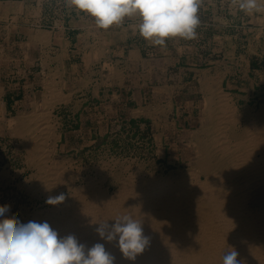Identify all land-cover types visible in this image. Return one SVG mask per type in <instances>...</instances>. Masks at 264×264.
Listing matches in <instances>:
<instances>
[{
    "label": "rangeland",
    "instance_id": "obj_1",
    "mask_svg": "<svg viewBox=\"0 0 264 264\" xmlns=\"http://www.w3.org/2000/svg\"><path fill=\"white\" fill-rule=\"evenodd\" d=\"M22 2H24L23 17L18 18L16 23L18 24V26L27 25L35 29L34 32L35 35L40 39L44 37L43 33L45 31H43V29H47L48 27L51 26L50 21H52V17L55 15L58 17L60 16L59 18L63 19L65 14L68 13V9H69V7H66L64 0H0V27L8 23L9 21V18L7 16L8 12L11 11L13 13L15 12L19 13L21 11ZM212 3H215V5L213 6ZM39 11L43 13L42 14L43 20L39 19L38 21H36L34 19ZM248 15L250 16V14H246L244 11L240 10L238 5H234L233 0H201L200 8L198 10V17L200 20V24L196 29V33L199 39L201 40V41L199 40V45L202 47L205 54L211 51L212 47H214L213 45L216 46L218 44L222 47V49L226 47L227 50L230 47V42L227 40V38H225L224 40H216L217 43L216 41L214 42L212 40V32H214L213 28L215 30H217L218 28L210 26L209 24H212L213 21L215 23H219L221 37L228 36L231 33L232 34L237 33L238 36H243L244 32L241 25L242 22L249 20ZM261 15L262 12H254V19L261 17ZM135 19L138 18L126 17L123 20L122 24L124 25L130 24ZM259 21L261 20L257 19V22ZM228 23L234 24L232 30L228 27L229 26ZM256 27L261 28L259 24ZM3 33L4 31L1 30L0 41L2 39ZM261 35L264 36V27L262 29ZM115 39H117V37H113V40ZM24 40L25 39H23L20 36L17 37L15 40H13V42H10V51H11L10 56L12 58L17 59V51H20L21 47L24 48V46H22L23 43H21V41L24 42ZM242 44L243 43L239 42V39H237L236 42L232 43V45L236 46L237 52H240ZM51 50L52 49L47 46L43 52L42 51L40 52L41 57L44 58V56H46L45 58L48 61L49 60L52 61V58H50V55H53L50 52ZM38 52L39 51H37L36 49L30 51L29 48V56L25 57V59L30 62L28 64L29 70L32 71L34 70V72L38 71L39 69L37 70L35 69L36 65L32 67L31 62L33 58H37V56L39 55ZM47 53L49 54L47 55ZM224 60H228V58ZM248 60L250 66L253 69H260L263 70V72L256 73L255 71H252L250 74L249 73L245 74L243 73V70L240 69V71H238L237 74L231 75L232 77L230 78L231 81L229 83L227 82L223 83V87L225 89H228L229 84L231 85L236 84L238 88L244 89L242 90V92H240V97L238 98L237 102L236 103L232 102V104L235 107L234 108L235 118L234 116L229 117V115L231 114L227 113L229 119L226 117V113L225 114L222 113L219 107L217 108V104H216L217 101L216 102L205 101L204 103H199L194 108V111L192 112L193 113L192 119L187 118L186 121H183L184 118L183 116H185L186 118L188 113L187 109L184 112V114L176 116L169 112V108H166L165 110L164 106L161 107V109H159L155 115L153 113L146 112L145 114L136 117L135 120L128 121L125 118L116 116L115 113L112 112L113 107L111 108V111L105 112L107 107H105V104H101L102 101H100V98H98L102 96L101 92H99L98 95L93 94L91 90H87L88 88L84 86L85 84L83 81L79 82L78 79L77 80L73 79L68 75V72H65L64 81L61 78L62 82L61 81L54 82L52 80L51 81L49 80L45 83L44 88H41L40 85H37L39 89L35 93V97L37 98V100H40L39 107H34V110H29V111L26 110L25 112L19 113L17 115L15 114L12 115L11 117L12 120H10L6 124L0 123V200H1L0 206H3L5 204L10 205V212L6 213L7 214L6 216H13L14 214L16 218L18 217L17 220L21 224H23L24 221L26 220L29 221L33 220L34 218L33 216L35 215L36 211L41 210L42 212H44L52 207V205H49L47 203L46 205L44 204L49 197H55L57 195L63 194L65 196V199L67 198L68 203L75 202L73 199L77 201V195H73L74 191L70 186L72 182H75V184L78 185L83 184V186L81 185L80 187V189L83 190L85 184L91 181V179L96 180L97 178L98 179L100 178L102 179V183L104 184V186L110 185L109 190L111 191L113 190V188L118 187L122 183V181H127V179L131 175L138 174L145 176L146 175L155 176L157 174L156 176L163 177L166 175L168 176L171 173L174 174L173 176H175L176 174L178 175L181 170L182 171L190 170L192 169L193 166L194 168H196L194 170L199 171L198 166L199 165L201 166L202 164L201 162L205 163L209 159L215 161L218 160L219 162H221L222 160L223 162L229 161L231 163L232 161H234L235 158L233 157V154L232 156L227 155L230 153L224 155L223 152L217 150L216 147L217 144L219 145L221 143L223 145V143L227 141V143H229V147L233 146V143L237 139H239L238 137L243 136L244 138H246L249 135V133H252V126L255 125L254 116L257 117L256 115H259L262 116V118H264V110L263 111L260 110L261 108H264L263 105L264 58L262 59L258 57H251ZM16 68L17 67L14 65L11 66V69L16 70ZM162 83H163V79L162 80H159L157 78L154 79L151 75H149V82L147 86H144V90L142 91L143 97L148 101L150 98H152L151 94L153 93V91L151 87L160 86ZM50 84L53 86V87L51 86L52 88H50ZM72 84H76V89H78L75 91L74 97L70 98L67 95L61 94V90L59 89L60 85L70 86ZM82 85L83 88L79 89V86ZM180 88L182 87H179V89ZM184 88L187 89L188 87H184ZM185 89L183 90L184 93L186 92ZM247 89L249 90L253 89L254 91L252 92V95L249 98L250 99L249 103L245 100V94ZM43 92H47L46 93L47 95H45V93ZM55 92H57V94H55ZM53 96H56L57 98H53ZM157 97H160V94H158ZM92 99H98V100H92ZM75 100L77 103L83 101V106L85 107L84 109L82 108V111H79L81 109L79 108L78 113L76 114L70 115L68 112H65L62 108L59 107L56 108L55 110H53L52 108L54 107L55 103L61 101L73 102ZM48 101H51L49 103L51 107L48 112L50 114H48L47 116L48 120H46L48 125L51 127V133L49 134L46 133L45 129L40 127L41 125L39 123L41 121H38V117L36 118L34 114V111H36L38 108L40 109L44 105V102H48ZM96 105L98 106V109L96 110L87 109L89 108V106L93 108ZM186 108L189 109L190 107L186 106ZM210 109L211 111L214 112H210V114H208L209 113L208 111H210ZM215 112L219 114H216ZM244 113H246V115ZM213 114L216 115V116L214 115V119H213ZM59 116L62 118L60 119ZM27 117L30 118L28 119ZM174 120L176 123H174ZM215 122H217L218 124ZM219 123L221 124L219 125ZM199 125L201 126L203 125V128H199L198 127ZM205 125L207 127H205ZM226 125L228 126V128L232 126L231 127L232 129L231 128L230 130L226 129L227 128ZM241 128H243L244 130ZM25 130H26L25 134L27 136L23 132ZM211 133L214 135H212ZM263 136H264V131L262 132L263 146H261L260 149H258V151L253 150L254 148L256 149V147L251 149L252 152L253 151L255 152L256 157L260 156L259 154H261V151L264 152V150H262L264 149ZM28 137H30L31 140ZM40 137L41 139L42 138L44 139L45 137L46 138L43 141V139L39 140ZM232 137H234L233 139H236L233 142H232L233 140ZM24 138H26V141ZM216 138L219 140V141L217 140L218 141L217 144H215ZM39 144L40 145L42 144L43 147H40ZM213 145L215 146L213 147ZM246 149H247L246 147H243L242 151L245 153L247 152ZM39 151L40 152L44 151V153L41 154L42 157L41 159L43 160L45 158V161L44 160L41 161V159L39 160L38 157ZM46 151L47 152L49 151V153H47ZM230 151L232 150L229 149V152ZM214 154L216 156L220 154L219 155L220 157L218 156L219 158L218 157L216 158ZM50 159L53 160L52 163ZM30 160L32 162H30ZM113 160L115 161L113 162ZM119 160H121L123 163H120L121 161ZM140 162L142 163L140 164ZM101 163L102 165H100ZM43 165L45 166L53 165L54 171H56V173L53 171L52 174L48 175V173L44 171L43 167H41ZM130 170H132V172ZM64 171H66L68 175L65 174ZM158 172L160 174H158ZM101 174H104L103 178H101L102 176ZM64 175L65 177H63ZM72 177H74L73 181L70 182ZM198 177H200V179H203L202 171L198 172ZM194 180L190 178V181H194ZM244 181L245 182L248 181V177L246 173H243L240 180V184H243ZM106 182L109 184H107ZM26 190L27 191L29 190L28 194ZM10 193H12V195ZM19 205L20 206L22 205L21 206L22 208Z\"/></svg>",
    "mask_w": 264,
    "mask_h": 264
},
{
    "label": "crops",
    "instance_id": "obj_2",
    "mask_svg": "<svg viewBox=\"0 0 264 264\" xmlns=\"http://www.w3.org/2000/svg\"><path fill=\"white\" fill-rule=\"evenodd\" d=\"M23 7L24 2L21 3L19 13L8 12V23L0 27V31H4L0 41V123L6 124L12 120V115L39 107L40 100L35 97L39 89L37 85L44 88L45 83L49 81L48 78L60 82L61 78L65 79V72L73 79L83 81L87 90H91L93 94L98 95L101 92L102 96L98 98L102 101L101 104L107 107L105 112L111 111L113 107L112 112L116 116L128 121H133L146 112L155 115L163 106L165 110L169 108V112L176 116L184 114L187 109L188 113L186 118L183 116V121L187 118L192 119V112L199 103L216 102L222 91L230 95L229 99L232 102H237L240 92L244 89L238 88L236 84H229L228 89L223 87L224 82L231 81L232 74H237L240 69L245 74L252 71L263 72L260 69H253L248 59L264 58V36L261 35L264 11L261 17L257 18L261 20L259 22L254 19V12L248 15L249 20L242 22L243 36L231 33L222 39L219 23L213 21L209 25L218 29L212 27L214 31L212 40L215 42L227 38L230 47L227 50L218 44L213 45L211 51L205 54L199 45L198 35L192 40L169 38L165 46L152 45L141 37L135 28L139 19L130 24L121 23L102 29L95 24L94 18L70 7L63 19L55 15L52 17L51 26L43 29L44 37L40 39L35 35V29L27 25L18 26L16 23L18 18L23 17ZM42 14L39 11L34 20H43ZM258 24L261 28L256 27ZM228 25L232 30L234 24ZM20 36L25 39L21 43L26 49L21 47L15 59L10 56V42ZM113 37L117 39L113 40ZM237 39L243 43L240 52L232 45ZM47 46L52 49L50 51L53 54L50 55L52 61L40 55ZM29 48L30 51L34 49L39 51L37 58H33L31 62L32 67L36 65L35 69H39L36 72L29 70L30 62L25 59L29 56ZM226 58L228 60H224ZM13 65L17 67L16 70L11 69ZM149 75L154 79H163V83L151 87L155 93H152V98L147 101L142 91L149 82ZM179 87L183 89L180 90ZM81 88L83 85L79 86V89ZM59 89L63 95L70 98L74 97L75 91L78 90L76 84L59 86ZM184 89L188 93L185 94ZM252 92L253 89L246 90L245 100L248 103ZM158 94L160 97H157ZM82 106L83 101L77 103L75 100L55 103L52 108L55 110L59 107L73 115L78 113L79 108H81L79 111L85 108ZM87 109L96 110L98 106L93 108L89 106ZM260 110L263 111L264 108ZM198 127L201 128L203 125Z\"/></svg>",
    "mask_w": 264,
    "mask_h": 264
},
{
    "label": "bare ground",
    "instance_id": "obj_3",
    "mask_svg": "<svg viewBox=\"0 0 264 264\" xmlns=\"http://www.w3.org/2000/svg\"><path fill=\"white\" fill-rule=\"evenodd\" d=\"M48 79L50 80V78ZM51 84L50 88L53 87ZM43 93L47 95V92ZM55 94H57V92H55ZM227 94L228 93H224L223 91L220 92L216 104L217 108L219 107L222 113H226V117L228 118L227 113L231 114L229 115V117L234 116L235 107L232 104V101L229 99L230 95L228 96ZM53 98L57 97L53 96ZM50 102L51 101L44 102V105L40 109L38 108L36 111H34L35 117H38V121H41L39 123L41 125L40 127L45 129L47 134L51 133V127L46 122V120H48L47 116L48 114H50L48 113L51 107L49 104ZM208 112V114H210V112L214 111H211L210 109V111ZM244 114L246 115V113ZM214 115L215 114H213V119ZM256 116L257 117L254 116L255 125L252 126V133H249L246 138H244L243 136L238 137L239 139L237 140L233 139L235 136L232 137V142L236 140L233 143V146L229 147V143H227V141L224 142L223 145L221 143L218 145L217 142L219 140L216 138L215 144H217V150L223 152L224 155L230 153L227 155L232 156L233 154V157L235 158L231 163L229 161L223 162V160L221 161L223 163H221L218 160L215 161L210 159L205 163L201 162L202 164L201 166L199 165L200 167L198 166V168L199 171H202L203 173V179H200V177H198L199 171L194 170L196 168H194V166L192 165V169L186 171L181 170L180 173L178 175L176 174L175 176H173L174 174L171 173L168 176L166 175L163 177L156 176V173L155 176L130 174L131 176L127 179V181H122V183L118 187L113 188V190L111 191L109 190L110 185L104 186V184L102 183V179L100 178H97L96 180L91 179V181L85 184L83 190L80 189L81 185L83 186V184L78 185L75 184V182H72L70 185L74 191V194H72L77 195V201L72 198L75 202L68 203L66 198L64 199V201H62L61 204L52 205L51 208L49 207L50 209L47 211L42 212L41 210H38L35 212L34 216L31 215L34 217L31 221H46L53 230L57 231L58 236L61 238L68 235L75 236L79 243L86 246L85 251H87V249L91 248L96 243L104 244L106 251L115 258L114 264H223V256L231 250H235L238 252L239 255L237 259L241 262V264H264V152L259 150L261 151L259 157H256L254 152L256 150L258 151V149L263 146L262 132L264 131V118L259 115ZM220 124L221 123H219V125ZM206 125L205 127H207ZM226 127V129L230 130L232 126L228 128V126L226 125ZM23 132L25 134L26 130ZM28 138L31 140L30 137ZM24 139L26 141V138ZM40 139L41 137L39 138V140ZM41 145L40 147H43V145ZM214 146L215 145H213V147ZM243 147L247 148V152L244 153L242 151ZM254 147H256V149ZM229 149H231L233 152H229ZM251 149H253L254 151L252 152ZM43 153L44 151H39V160L42 158L41 154ZM47 153H49V151ZM218 156H216V158ZM43 160L45 161V158ZM43 160L41 159V161ZM114 161L115 160H113V162ZM30 162L32 161L30 160ZM52 162L53 160H51V163ZM120 163L123 162L121 161ZM141 163L142 162H140V164ZM100 165H102V163ZM41 167H43L44 171L47 172L48 175L52 174V172L54 171L53 165H43ZM130 171L132 172V170ZM54 172L56 173V171ZM64 173L67 174L66 171H64ZM243 173H246L248 181H244L243 184H240ZM158 174L160 173L158 172ZM101 175V178H103L104 174ZM63 177H65V175ZM73 178L74 177L71 178L70 182L73 181ZM190 178L195 180L190 181ZM10 194L12 195V193ZM44 204L46 205V202ZM125 215H128L132 219L140 222L143 227L144 235L150 237V245L145 249L143 253L137 255L134 261L128 260L123 257V254L117 246V241L108 242L102 239L96 231V229L99 227V224L107 222L109 225H111L115 222L114 220L116 218ZM28 222L29 220H26L23 224H26Z\"/></svg>",
    "mask_w": 264,
    "mask_h": 264
},
{
    "label": "clouds",
    "instance_id": "obj_4",
    "mask_svg": "<svg viewBox=\"0 0 264 264\" xmlns=\"http://www.w3.org/2000/svg\"><path fill=\"white\" fill-rule=\"evenodd\" d=\"M66 7L94 18L102 29L120 25L126 17H137L139 34L152 45L165 46L169 38L192 40L200 24L198 10L201 0H64ZM246 14L264 11V0H233ZM60 194L49 197V205L64 201ZM10 205L0 206V264H114V257L104 244L96 243L85 251V245L73 235L59 237L45 222L21 224L17 218L6 216ZM109 225L99 224V236L117 241L123 257L134 261L150 245L142 224L130 216L118 217ZM238 252L228 251L223 264H241Z\"/></svg>",
    "mask_w": 264,
    "mask_h": 264
}]
</instances>
